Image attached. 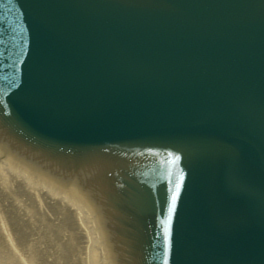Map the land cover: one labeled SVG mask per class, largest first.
Segmentation results:
<instances>
[{"label": "water", "instance_id": "1", "mask_svg": "<svg viewBox=\"0 0 264 264\" xmlns=\"http://www.w3.org/2000/svg\"><path fill=\"white\" fill-rule=\"evenodd\" d=\"M50 1L0 20L2 156L91 203L112 264H151L195 171L172 260L264 264V0H64L73 29Z\"/></svg>", "mask_w": 264, "mask_h": 264}, {"label": "rangeland", "instance_id": "2", "mask_svg": "<svg viewBox=\"0 0 264 264\" xmlns=\"http://www.w3.org/2000/svg\"><path fill=\"white\" fill-rule=\"evenodd\" d=\"M12 182L16 187L14 189L3 186L0 177V209L7 210L0 220V264H62L69 251L73 252L74 249L71 241H68V234L62 233L58 226H62L65 220L70 230H77L73 214L49 196L37 200L35 193L39 192L21 180L13 178ZM14 191L20 193L24 203L14 200ZM25 209L33 211L32 218H28ZM63 211L66 217L60 214ZM41 217L46 222L43 225L39 224ZM78 233L80 239L81 232ZM54 254H58L60 259H56ZM66 264H69L68 260Z\"/></svg>", "mask_w": 264, "mask_h": 264}, {"label": "bare ground", "instance_id": "3", "mask_svg": "<svg viewBox=\"0 0 264 264\" xmlns=\"http://www.w3.org/2000/svg\"><path fill=\"white\" fill-rule=\"evenodd\" d=\"M10 157H6L4 160H0V177L2 178V185L9 186L14 189V183L12 179L21 180L31 189L38 191L37 200L41 197L49 196L50 199L59 202L65 206L74 216L77 221V230L74 228L70 230V226L64 220L58 229L68 234V241H71V245L74 251H69V255L63 260L62 264H66L67 260L69 264H112L108 244L101 228L99 218L95 210L89 205V202L81 195L69 189H62L59 186L48 181L47 178L29 171L21 164H16ZM21 165V166H17ZM13 187V188H12ZM14 200L17 203H24L20 199V193L17 191L12 192ZM44 198V199H45ZM44 199H40L45 201ZM65 209V208H64ZM28 218H32L34 214L30 209H25ZM3 213H7L6 209H0V220L3 218ZM29 214V215H28ZM61 215L66 217V213L61 212ZM58 219H61L58 216ZM45 220L41 217L40 225L45 224ZM81 232V238L77 235ZM56 259H60L58 254H54Z\"/></svg>", "mask_w": 264, "mask_h": 264}, {"label": "snow or ice", "instance_id": "4", "mask_svg": "<svg viewBox=\"0 0 264 264\" xmlns=\"http://www.w3.org/2000/svg\"><path fill=\"white\" fill-rule=\"evenodd\" d=\"M12 2L13 0H0V20H2L8 14V9H9L8 5H10ZM0 43H3V33L2 32H0ZM9 87H11V85H9ZM10 123L11 121L7 117L0 115V128L4 127L5 124H10ZM169 154L171 155V153ZM176 159H180V157L177 156ZM181 179H183V172H181ZM179 189H180V184L178 183L172 195V207L173 208L175 207V204H176V198H177V194L179 193ZM171 211H172V208L169 209V220L171 219ZM167 231L168 230L166 229L165 232L167 233ZM165 240L168 241L167 235L165 236ZM166 264H167V261H166Z\"/></svg>", "mask_w": 264, "mask_h": 264}]
</instances>
